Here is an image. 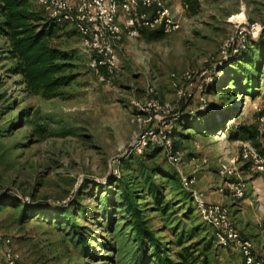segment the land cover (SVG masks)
<instances>
[{"label": "rangeland", "instance_id": "374dc122", "mask_svg": "<svg viewBox=\"0 0 264 264\" xmlns=\"http://www.w3.org/2000/svg\"><path fill=\"white\" fill-rule=\"evenodd\" d=\"M31 1L40 8L37 0ZM196 1L198 7L190 13L186 0H164L178 22L175 30L162 31L152 39L141 32L133 38L122 37L114 48L116 67L109 82L97 80L88 67L82 39L70 24L63 23L59 42L70 52L74 77L53 97L23 90L1 53L0 37V234L10 237L19 262L141 264L142 256V264H156L152 248L140 247L135 239L132 214L118 203L120 179L130 181L140 217L164 245L171 264H179L175 252L182 246L202 244L213 231L202 221L193 194L224 204L235 226L248 221L249 226L236 228L254 243L256 253L264 254L259 248L264 247V232H258L264 226V178L251 184L257 173L249 162L238 160L241 144H251L234 138L238 125H253L264 151V125L257 119L264 115V58L259 62L264 40L247 37L237 55L225 46L227 39L235 38L237 21H264V0ZM138 9L153 11L152 6ZM205 66L211 72L208 81L217 79L213 86L230 87L228 77L238 74L246 91L237 89L226 96L209 93L207 104L191 102L178 108L177 120L182 121L172 137L180 151L177 164L168 163L158 149L148 155L151 146L144 160H137L132 146L141 125L133 119L128 99L141 96L151 85L160 101L173 104L168 74ZM232 160L236 174L221 177L218 163ZM127 161L132 170L125 168ZM148 167L162 192L165 211L156 209L148 195L144 182ZM238 178L246 187L243 197L235 199L226 182ZM76 194L82 198L75 200ZM25 197L27 203L46 209L21 215L19 198L25 201ZM67 201L73 202V223L83 236L82 244L75 241L77 235L62 221L63 216L50 209ZM245 227H250L252 235L243 233ZM192 228V237L176 245L179 230L188 233ZM211 249V264H242L234 248L212 243Z\"/></svg>", "mask_w": 264, "mask_h": 264}, {"label": "built area", "instance_id": "2783aa9c", "mask_svg": "<svg viewBox=\"0 0 264 264\" xmlns=\"http://www.w3.org/2000/svg\"><path fill=\"white\" fill-rule=\"evenodd\" d=\"M37 2L48 18L58 23H68L74 28L82 39L88 67L99 82H109L116 67L114 48L122 37H136L142 27L160 29L163 32L178 28V22L172 18L164 0H37ZM139 6H152L153 11L148 13L139 10ZM234 27L235 38L230 37L225 42L230 54L243 49L247 37L264 35V21L239 20ZM209 72L208 67L188 69L179 74L170 72L168 76L175 94L173 104L160 101L151 85L145 87L141 96H131L128 99V105L134 111L132 117L141 125L137 140L132 146L134 153H140L147 146L156 145L168 163L179 162L180 151L174 147L171 135L172 126L179 116L178 108L185 107L188 101L204 104L205 86L210 81L207 75ZM257 119L264 125L263 114H259ZM238 160L249 162L254 171L264 173V155L258 153L248 143L241 144ZM216 171L221 177L228 178L235 175L237 169L233 160L220 161ZM226 184L233 198L243 197L246 182L238 178ZM193 198L202 221L213 229L218 245L237 250L241 255L242 264H264V255L256 253L254 243L240 234L224 204L207 202L194 194ZM26 199L27 197L24 198ZM260 231L264 232V226ZM10 242V237L0 234V264H26L18 261V255L11 249Z\"/></svg>", "mask_w": 264, "mask_h": 264}, {"label": "trees", "instance_id": "16d2710c", "mask_svg": "<svg viewBox=\"0 0 264 264\" xmlns=\"http://www.w3.org/2000/svg\"><path fill=\"white\" fill-rule=\"evenodd\" d=\"M185 5L187 10L190 11V13H193L198 7V2L196 0H186V2H184V6ZM63 23L64 22L58 23L48 18L42 7H37L31 0H0V37L3 39L1 53H3L4 59L9 62V71L12 75L17 76V81L22 86L23 90L35 93L38 92L43 97H53L59 93L60 88L66 86L74 77L72 72L73 64L70 60L71 57L69 54L70 52L62 47L59 42V38L63 33ZM147 30L143 27L139 30V33H144L147 39L156 38L162 33L160 29ZM257 38L264 40V35H259ZM237 54L238 53H236V55ZM263 58L264 55L262 53L260 55L259 62H262ZM231 59L233 58H230L229 62ZM240 62L241 61H239L237 64L239 67L242 65ZM228 78L229 81L231 80L230 87L226 86V84L225 86L221 87H216V85L213 86L217 79L208 82L204 90V103H208L206 99L208 98L209 93L222 94L226 96L236 93L235 91L237 89H241V92L242 89L246 91V87L241 85V78L238 76V74L237 76ZM189 104H191L190 101H188L185 106ZM180 121L182 120L180 119L179 121L177 120L175 122L171 131L172 136H174L175 126ZM217 122L218 119L216 122H214V124L216 125ZM214 124L208 126L207 129H210V127H212ZM235 131L236 134L234 138L248 141L251 146L255 148L256 151H258V153L264 155V151L260 148L259 142L256 138L258 133L253 125H238L237 128H235ZM149 147L150 146H147L140 153H132H134L137 157V160L141 162L144 160L143 158ZM174 147L176 148L175 145ZM150 149H152V152L148 154L150 156L154 155V149L161 151V149L156 145H152ZM129 163L130 161H127L128 165ZM125 168L132 170L133 166L129 165ZM161 170L163 171L162 168ZM150 171L151 169L148 167V173H146L144 178L148 195L151 197V201L157 205L156 209L165 211L167 205L164 202L162 203V192L159 186L150 178ZM163 172L166 173L165 171ZM262 175L264 176V173H262ZM117 187L119 189V205L124 206L134 218V235L136 241L139 243V246H144V248L149 246L152 248L151 256L154 258V262L156 264H171V260L167 257L164 245L158 242L153 230L146 224V221L140 217L141 210L137 206L138 202L135 197V190L131 188L132 186L130 185V181L127 179H120L118 180ZM80 198H82V196L80 197L77 194L74 196L75 200H79ZM19 199L20 204L22 205L20 210L21 215H25L26 211L28 210L38 211V209L44 208L42 206H37L39 204H35V202L27 203L26 200L23 201L21 198ZM3 200L4 198L2 201ZM6 201V203L10 202L8 199H6ZM72 204L73 202L70 201L69 203L67 201L66 204H59L58 206L53 207L50 206V209L56 215L59 214L63 216L62 221L69 225V227L73 228V233L77 235V240L75 241H80L82 244L83 236L76 229L73 223L74 216L71 213L73 207L71 206ZM10 205H16V203L11 202ZM204 227L205 226H203L202 229H204ZM194 230L195 228H192L189 229L188 233H185L182 229H180L177 234L176 245H182V243L188 241V239L192 237L191 233ZM205 230L207 231L206 227ZM182 235L188 236L183 238ZM204 241L205 242L202 244L195 243L182 246L180 251L175 252L177 263L211 264V262H209V256H212L213 252L211 245L212 243L218 245L215 241L214 231H212V233L209 235V239H205ZM199 244L201 246H199ZM84 251H86V249H84ZM239 256L242 262L240 253ZM142 259L143 257L141 256L138 260L141 264Z\"/></svg>", "mask_w": 264, "mask_h": 264}, {"label": "crops", "instance_id": "0c3cea01", "mask_svg": "<svg viewBox=\"0 0 264 264\" xmlns=\"http://www.w3.org/2000/svg\"><path fill=\"white\" fill-rule=\"evenodd\" d=\"M255 172H256V171H255ZM256 173H257V175H256L254 178H252L251 181H250L251 184H252L253 186H255L254 183H255V180H256L258 177H263V178H264V176L262 175V173H259V172H256ZM249 185H250V184H249ZM248 223H249L248 221H246L245 223H242L241 221H239V222L236 223V226L238 227L239 224H242L243 227H244L245 225H246V226H249ZM260 225H261V223H260ZM261 227H262V226H260V228H261ZM260 228H259L258 232H259V233H260V232L262 233V231H260ZM251 231H252V230L250 229V227H245V229H243V233H246V234H248V235H252V234H251ZM241 234H242V233H241ZM242 235H243V234H242ZM262 245H264V243H263ZM256 247H258V246H256ZM259 248L261 249V251L264 250V247L261 248V247L259 246ZM257 249H258V248H257ZM258 254H261V252H259ZM263 255H264V254H263Z\"/></svg>", "mask_w": 264, "mask_h": 264}]
</instances>
